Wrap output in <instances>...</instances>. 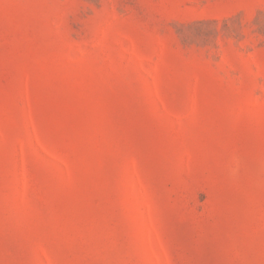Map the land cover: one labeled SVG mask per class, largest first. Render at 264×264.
I'll list each match as a JSON object with an SVG mask.
<instances>
[{
	"label": "rangeland",
	"instance_id": "1",
	"mask_svg": "<svg viewBox=\"0 0 264 264\" xmlns=\"http://www.w3.org/2000/svg\"><path fill=\"white\" fill-rule=\"evenodd\" d=\"M0 264H264V0H0Z\"/></svg>",
	"mask_w": 264,
	"mask_h": 264
}]
</instances>
